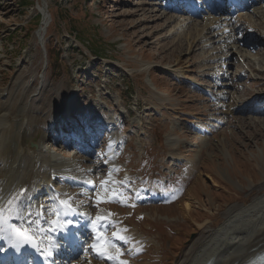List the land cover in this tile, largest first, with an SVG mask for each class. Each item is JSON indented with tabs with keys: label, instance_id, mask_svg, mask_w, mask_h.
Segmentation results:
<instances>
[{
	"label": "rangeland",
	"instance_id": "1",
	"mask_svg": "<svg viewBox=\"0 0 264 264\" xmlns=\"http://www.w3.org/2000/svg\"><path fill=\"white\" fill-rule=\"evenodd\" d=\"M18 1L0 0V115L6 113L11 144L27 128L26 143L40 142L46 156L70 161L73 167L60 163L67 178L74 174L91 185L60 184L65 196L94 215L103 209L123 215L131 225L123 234L106 227L111 259L85 240L77 255L62 251L57 264H187L211 231L228 222L229 206L264 195L263 0L243 1L249 9L241 11L261 35L227 9L210 13L207 4L193 16L188 7L166 8L164 0H29L27 8ZM38 7L49 16L46 33L24 36ZM64 9L69 18L63 20ZM71 27L76 35L68 33ZM62 41L61 71L55 72L47 46ZM200 79L214 89L206 86L204 93L194 84ZM92 117L124 141L118 156L123 180L142 176V188L151 179L145 186L174 198L141 202L123 187L122 201L114 193L117 171L108 172L104 148L110 154L117 141L110 147L115 139L107 142L103 125L83 147L47 136L60 124ZM47 209L55 215L52 204ZM134 231L146 239L144 249L133 237L120 238Z\"/></svg>",
	"mask_w": 264,
	"mask_h": 264
},
{
	"label": "bare ground",
	"instance_id": "2",
	"mask_svg": "<svg viewBox=\"0 0 264 264\" xmlns=\"http://www.w3.org/2000/svg\"><path fill=\"white\" fill-rule=\"evenodd\" d=\"M219 2L220 1H217V3L211 5L210 8L216 11L218 9V5L221 4V2L220 4ZM248 5V2L245 3L243 1H239V3L237 4L229 0V10L231 12L230 14L236 19L237 22L248 25L251 31H253L257 35H261L262 33H257L255 25L250 20L245 18L241 13V11L247 8ZM42 15L43 16L41 18V23L37 33L39 36L44 37L47 26L49 25V16H47L46 12H42ZM262 39L264 41V34H262ZM241 43L242 42H240V44ZM94 120L97 121L96 118ZM5 122L6 113H3V115H0V142L3 139V142L0 143L2 144L1 146H3L2 149H0V208L5 209V211L3 212V216L8 217L9 215L11 219L15 207L20 203H18V193L23 186L27 187L26 194L34 193L35 189L37 188L40 192H46V198H48L50 202L54 204L51 199L52 190H50L48 186V179H50V176L53 174V172L50 174V170L52 168L55 173H59L58 171L60 170V168L64 167L63 165L61 166L60 163H65V165L66 163H69L70 165L72 163H70V161L59 162V160H57L55 157L46 156L43 151V144H41L40 142L36 143V148H31L25 141L28 135L27 128H24L22 132H19L17 138H15L16 145L15 143L11 144L10 128L5 125ZM114 141L116 142L117 140H109L110 147H113L115 145ZM48 161H54V163L50 165L51 167L46 168L45 166H43V164ZM167 196H170V194L167 195L166 193V197ZM10 200L12 201L11 207H13L12 213H10L9 210ZM189 206L190 204L186 203V209H189ZM55 207L57 209L56 205ZM226 214H228V222L219 225L211 231V233L202 241L200 246L197 247L196 250H194L187 264H205L208 260H211L210 264H242L250 256H253L256 252L264 249V195L258 197L257 200L252 202L251 204L242 206L231 205L227 208ZM104 215L106 214L102 213L97 217ZM79 218L80 220H83L84 218L88 219L89 221L91 220V217L88 214L81 215L79 216ZM60 220L61 217L53 220L54 224L57 225ZM18 224L22 227L27 225L26 223ZM79 226L83 229V226L85 228L87 225L80 224ZM99 226L103 234V229L106 225L99 224ZM59 228L63 234L62 237H65V234L63 233L62 227L60 225L58 229ZM96 229L98 231L97 227ZM132 233L137 236V233L135 231ZM72 235L76 239H80V236L77 232H73ZM104 238L105 237L102 235V238L99 239L98 242H94L93 244L101 245V243L104 241ZM48 241L49 239L46 237L44 242ZM65 242V247L73 246L68 242V240H66ZM51 243L53 247L56 248V255H58V253L61 251L60 243L58 241H53ZM2 248L3 246H0V249ZM106 249L107 251L104 253H100V255L108 257L107 255L109 254V249ZM253 249H255L254 251H256L257 249L258 250L256 252H252L251 250ZM75 250L76 252L74 254H77L79 252V249L76 248ZM249 251H251L252 253H249ZM23 259V262L25 264L26 258L23 257ZM117 259L119 261V258Z\"/></svg>",
	"mask_w": 264,
	"mask_h": 264
},
{
	"label": "trees",
	"instance_id": "3",
	"mask_svg": "<svg viewBox=\"0 0 264 264\" xmlns=\"http://www.w3.org/2000/svg\"><path fill=\"white\" fill-rule=\"evenodd\" d=\"M18 6H21L23 8H27L30 6V2L29 0H19L17 3H16ZM52 16V15H51ZM59 16L64 20L65 18L68 19L69 18V12H67L65 9H64V12L60 13ZM56 17V16H54ZM39 21H40V15L39 14H36L35 18L33 19V22H32V27H29L28 29H26V31L24 32V36L28 35L30 32H33L39 25ZM52 21H53V18H52ZM73 33L74 35H76L77 33V30L74 28H70L68 30V33ZM96 47V46H94ZM92 48V50H95L96 48ZM47 50H48V56L49 58L52 59V64L53 66L55 67V72H59L61 71V63L59 62V58L61 56V54L63 53V41L60 42L59 46H52V45H48L47 46ZM97 53V51H94V53ZM58 70V71H57Z\"/></svg>",
	"mask_w": 264,
	"mask_h": 264
},
{
	"label": "snow or ice",
	"instance_id": "4",
	"mask_svg": "<svg viewBox=\"0 0 264 264\" xmlns=\"http://www.w3.org/2000/svg\"><path fill=\"white\" fill-rule=\"evenodd\" d=\"M102 183H104V182H102ZM61 203L63 204V203H66V202L65 201H61ZM11 204H12V201L10 200L9 201V207H11ZM17 208H19V204H17ZM69 208H70V205H69ZM4 211H5V209L0 208V231L3 230L2 226H3V212ZM97 219L101 220L103 222V219L101 217H97ZM53 223H54V221H53ZM13 233H14V235L10 236L9 239H20V238H22V239H24L25 242L28 241V237H27V235L24 232L19 231V230H13ZM114 235H115V233H114ZM2 238L3 237H0V239H2ZM120 238L124 239V237H120ZM104 244H107V239L104 240ZM10 247L18 249L19 245L18 244H11ZM93 247L95 248L96 245H93ZM97 251L100 252V253H104V252L107 251V249L103 245H101V247H99L97 249ZM108 258L111 259L112 257L109 256ZM121 264H127V262L126 261H122Z\"/></svg>",
	"mask_w": 264,
	"mask_h": 264
},
{
	"label": "water",
	"instance_id": "5",
	"mask_svg": "<svg viewBox=\"0 0 264 264\" xmlns=\"http://www.w3.org/2000/svg\"><path fill=\"white\" fill-rule=\"evenodd\" d=\"M35 145H36V144H35L34 142H32V141L29 142V146H30V147H35Z\"/></svg>",
	"mask_w": 264,
	"mask_h": 264
}]
</instances>
